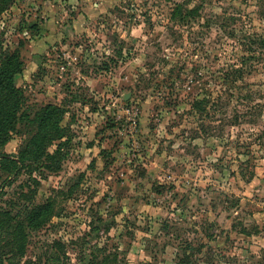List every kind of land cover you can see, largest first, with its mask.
Wrapping results in <instances>:
<instances>
[{
  "label": "clouds",
  "instance_id": "9594fccd",
  "mask_svg": "<svg viewBox=\"0 0 264 264\" xmlns=\"http://www.w3.org/2000/svg\"><path fill=\"white\" fill-rule=\"evenodd\" d=\"M0 264H264V0H0Z\"/></svg>",
  "mask_w": 264,
  "mask_h": 264
}]
</instances>
